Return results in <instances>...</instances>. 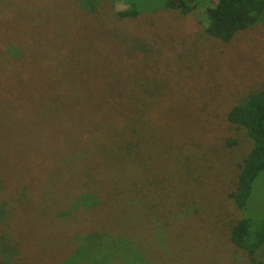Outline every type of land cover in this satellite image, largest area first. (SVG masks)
<instances>
[{
	"label": "rangeland",
	"instance_id": "rangeland-1",
	"mask_svg": "<svg viewBox=\"0 0 264 264\" xmlns=\"http://www.w3.org/2000/svg\"><path fill=\"white\" fill-rule=\"evenodd\" d=\"M82 1L0 0V101L12 91L24 103L0 102V122L9 123V106L21 116L0 133V264L57 262L59 232L91 228L83 214L94 207L76 208L78 195L68 192L91 181L89 193L106 198L102 224L138 242L136 264H264V244L251 261L231 239L241 221L254 230L263 225L264 172L238 207L231 193L251 145L228 122L233 107L264 89V22L225 45L205 33L208 3L191 1L186 17L167 11L156 19L176 25L168 35L156 31L157 40L151 16L118 28L110 0ZM126 7L114 3L116 13ZM127 31L159 47L123 61ZM60 41L67 46H51ZM41 44L58 50L53 65L72 68L51 74L48 56L36 50ZM90 66L105 73L96 88L95 76H85ZM123 151L135 152V171L122 162ZM82 160L86 169L78 172ZM52 164L66 180L50 178Z\"/></svg>",
	"mask_w": 264,
	"mask_h": 264
},
{
	"label": "trees",
	"instance_id": "trees-1",
	"mask_svg": "<svg viewBox=\"0 0 264 264\" xmlns=\"http://www.w3.org/2000/svg\"><path fill=\"white\" fill-rule=\"evenodd\" d=\"M78 3H83L82 0H74ZM112 3V12L113 17H115V21L119 25H114V27L124 28L122 24L127 23L128 21H134L143 17L144 15H149L152 17L151 23L153 25V32L155 34L156 39L161 38V33L164 32L166 35L173 33V28H176L170 23L164 22L161 26H157V20L165 19V16L162 15L163 12L174 11L180 14L183 17L190 14L193 11V8L189 6V2L191 1H200L203 3H208L209 8L207 10V20L205 26V33L209 35L213 39L221 41L225 45H231L234 41L235 37L249 29L254 28L261 22H264V0H110ZM116 2H125L127 5L126 9L122 12L114 11V3ZM73 4V3H72ZM79 11V10H78ZM112 13L107 15V18L110 19ZM119 20V21H118ZM150 20V21H151ZM95 21L99 24L100 20L95 19ZM172 21V20H171ZM89 22V21H88ZM78 23V22H77ZM122 23V24H121ZM79 25L81 23H78ZM173 27V28H172ZM161 28V29H160ZM125 29V28H124ZM156 31L159 33L156 35ZM177 32V31H176ZM56 37L57 35L54 34ZM146 37H143L140 34L132 33V32H124L123 33V41L124 45L121 46L124 54L126 53V57L123 59L125 61L128 56L133 51L143 52V53H151L152 49H155V46L159 47V44L155 42V44L151 41V43L146 42ZM59 45L60 48L63 46H67L66 42L60 41L58 44H54L52 42L51 46ZM64 47V48H65ZM94 45H91V48ZM48 48L46 49L42 44L36 48L39 49V53H44L45 56H48V61L44 65L45 69L47 68L51 74L64 73L65 69L70 70L71 66H64L61 64H57L56 66L51 63L50 55L54 54L53 60L56 59L59 55L57 49ZM157 49V47H156ZM159 49V48H158ZM95 54L100 57V52L97 47L92 48ZM6 53L5 50H2ZM17 55L21 51L19 49H13ZM132 51V52H131ZM162 52V50H161ZM133 56V55H132ZM131 56V57H132ZM131 59V58H130ZM146 60V59H144ZM134 66V64H133ZM91 69L89 73L85 76H95L94 81H91V85L98 87L103 83L104 71L102 73L96 69L94 66H90ZM89 69V68H88ZM90 78V77H89ZM103 86V85H102ZM94 88V87H92ZM49 93H52L51 91ZM8 95V96H7ZM13 96L12 91L8 94H5L2 99L4 103H8L10 105H19L22 106L24 103H17L15 99H12ZM45 103L56 104V101L52 99L46 100ZM44 103V104H45ZM58 104L55 105V108ZM14 108L9 106L3 109V113L5 114V118L7 117L9 123L0 122V133H3L5 129H10L13 125L11 119L19 121L21 116L17 114L13 115L12 111ZM11 117V118H10ZM47 117V116H46ZM50 120L52 119L51 115L48 116ZM228 122L231 125L237 126L242 130L246 137L247 144L251 145V150L249 153H245V157L242 160V164L239 165L240 173L238 175L236 184V189L231 193V197L234 198L238 207L243 208L246 206L250 194L253 189V185L255 181L258 179L260 174L264 172V89L257 91L256 94H252L247 98L243 105H238L233 107V109L228 114ZM11 124L9 126L8 124ZM5 128V129H4ZM20 128H16L19 130ZM16 134L17 132H13ZM43 139V137H42ZM237 141V140H235ZM234 142H230L229 145L236 148L237 144ZM239 142V141H237ZM119 152V151H118ZM94 155V154H93ZM92 155V156H93ZM67 157L63 158L62 165L59 169H62L64 163L66 165ZM125 160V163H124ZM135 152H124L122 154V162L125 164L128 171H135L136 164ZM114 164V163H113ZM239 164V163H238ZM237 164V165H238ZM50 166L48 170H50V178L54 177L55 181L66 180V175L64 173H56L54 170V165ZM81 167L86 169V163L82 160V164L76 167L77 171L81 170ZM54 170V172L51 170ZM0 172H2L0 170ZM47 175V174H46ZM57 175V176H55ZM88 175V174H86ZM2 176V175H1ZM0 176V179H2ZM231 177V176H229ZM90 181V180H89ZM237 182V183H236ZM1 184V183H0ZM95 186L96 184L91 181L89 186ZM133 185V184H132ZM88 187H84L83 185H77L75 189L70 190V196L78 198H82L85 192H88ZM0 191H5L6 189L1 185ZM136 189L137 186L135 185ZM36 189V188H32ZM50 189H53L50 187ZM135 188L132 189V193L134 194L138 190ZM139 196H142V192H140ZM85 200L82 199L79 201L78 198L76 200V208H85L82 205V202L87 205H91L94 207V210H90L86 208L85 212L88 215L83 214L87 221V223L91 225L89 230H85L80 233H74L73 235H66L64 232H59L63 237V241L59 242L60 247H58L59 258L57 262L53 264H136L137 261H140L141 257H143L140 253V246L138 242L134 240V237L131 235H119L114 236L109 233L111 229L105 227L102 223L104 210V203L106 198L101 192H96V194H88ZM137 197V195L135 196ZM74 198H72L74 200ZM22 199H19L21 201ZM72 201V200H71ZM1 212V208H0ZM35 212L32 213L34 216ZM101 218V221L97 222L94 218ZM20 221L21 219H16ZM93 223V224H92ZM53 230V228H52ZM54 231V230H53ZM232 241L233 243L240 249L247 251L248 255L253 260L256 251L263 246L264 244V222L262 227L258 230H254L251 228L250 221L244 220L235 225L232 229ZM75 244L76 248L68 247L69 245ZM136 244L138 248H136ZM69 249L68 253L67 250ZM13 252H17L19 255V248L15 246ZM66 253V254H65Z\"/></svg>",
	"mask_w": 264,
	"mask_h": 264
}]
</instances>
